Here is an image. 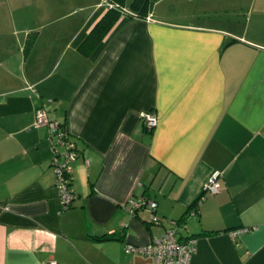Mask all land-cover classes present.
I'll return each instance as SVG.
<instances>
[{"label":"crops","instance_id":"crops-1","mask_svg":"<svg viewBox=\"0 0 264 264\" xmlns=\"http://www.w3.org/2000/svg\"><path fill=\"white\" fill-rule=\"evenodd\" d=\"M100 2L0 0V264H150L126 244L184 215L189 264H264V0H156L84 55ZM36 108L76 141L67 208Z\"/></svg>","mask_w":264,"mask_h":264},{"label":"built area","instance_id":"built-area-1","mask_svg":"<svg viewBox=\"0 0 264 264\" xmlns=\"http://www.w3.org/2000/svg\"><path fill=\"white\" fill-rule=\"evenodd\" d=\"M105 7H119L110 0H101ZM127 11L126 8H121ZM150 13L146 16L150 19ZM141 120L147 129H152L157 118L151 111L143 112ZM46 124L49 134L56 136V140L52 143V156L50 163L55 173V187L63 208L70 206L75 198V193L71 187L73 165L72 162L78 154L76 143L70 140L71 135L68 134L66 128H62L59 124L48 116L43 108H36L34 126ZM221 172L214 170L207 182L202 187L203 192L214 194L220 189ZM129 210L136 212L141 208H147L151 211L149 222L152 224L162 225L166 220L155 214L156 202L147 196H130L127 202ZM169 225L163 229L160 235H153L149 242L142 245L126 244V249L131 252H137L151 258L150 264H189L192 253L195 250L194 237H186L180 239L177 237L178 223L173 219L169 220ZM48 264H61L53 259Z\"/></svg>","mask_w":264,"mask_h":264},{"label":"trees","instance_id":"trees-1","mask_svg":"<svg viewBox=\"0 0 264 264\" xmlns=\"http://www.w3.org/2000/svg\"><path fill=\"white\" fill-rule=\"evenodd\" d=\"M112 3L119 5V7H106L105 12L101 15V17L96 21V23L92 26V28L88 31L84 39L78 46L79 51L88 55L92 52V50L108 35L114 24L118 21L120 17L132 18H146V16L150 13L152 4L156 0H110ZM126 8L127 11L122 10L121 8ZM34 37H28L26 42V50L33 43ZM62 128H66V131L69 135L65 124L58 123ZM72 136V135H71ZM73 142L76 143L73 137H70ZM77 146V145H76ZM198 200V199H197ZM196 200V201H197ZM196 202H194L195 205ZM193 206V205H192ZM187 216L184 215V218L174 219L180 226ZM214 231H207L204 234H211Z\"/></svg>","mask_w":264,"mask_h":264}]
</instances>
